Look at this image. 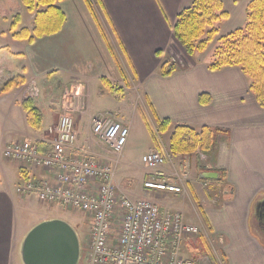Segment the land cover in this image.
<instances>
[{"label":"crops","instance_id":"crops-1","mask_svg":"<svg viewBox=\"0 0 264 264\" xmlns=\"http://www.w3.org/2000/svg\"><path fill=\"white\" fill-rule=\"evenodd\" d=\"M195 1L88 0V4L85 0H64L57 3L66 15L62 30L30 43L14 35L22 28L33 30L36 12L28 11L20 0H0V129H5L0 150L2 153L7 145L23 140L41 144L44 151L53 149L57 139L53 129L66 109L54 106L55 87L51 88V99L47 96L49 90H43L50 102L49 126L45 127L43 119L38 128L32 127L23 103L31 98L41 111L39 94L32 95L33 85H46L54 79L58 87H66L64 98L67 100L68 94V102L73 101L74 106L68 109L77 114V129L81 127V107L90 95L89 83L105 89V80L114 90L116 86L121 90L111 93L120 98L121 104L135 98L132 120L126 117L128 111L119 110L116 114V120L124 119L129 129L134 123L139 129H144L143 125L151 129V121L159 129L160 121L167 120L171 123L165 133L169 139L177 126L226 131L217 135L214 156L208 157L214 169L207 168L194 154L183 159L180 174L188 172L187 185L198 206L199 220L205 218L206 238L214 239L220 257L227 264H264V241L256 232L254 216L257 201L264 197V108L240 68L211 70L212 58L189 57L175 39L173 27L178 15ZM252 1L222 0L228 18L216 24L218 37L247 25ZM17 16L19 22L12 29ZM166 58L179 66L169 77L160 74ZM202 95L209 96L210 102L204 104ZM93 118L90 116L91 129ZM79 134L78 153L93 154V146L101 147V141L85 140ZM94 155L100 157L101 151ZM18 166L14 184L9 180L7 185L0 182V264H24L22 245L27 234L36 225L56 218L42 216L34 227L32 223L19 222L18 213L25 211L26 201L36 197L19 195L18 187L29 180L38 181L43 187L54 183L57 174L34 165ZM118 174L119 183L120 176L127 179L123 177L126 193L130 194L139 182L141 187L136 191L149 192L134 167ZM206 174H216L217 178L208 179ZM129 178L134 180L133 185L128 183ZM45 206L50 212L55 207ZM185 220L198 225L186 215Z\"/></svg>","mask_w":264,"mask_h":264},{"label":"built area","instance_id":"built-area-1","mask_svg":"<svg viewBox=\"0 0 264 264\" xmlns=\"http://www.w3.org/2000/svg\"><path fill=\"white\" fill-rule=\"evenodd\" d=\"M92 124L93 137L121 156L130 129L103 115L93 119ZM57 131L58 137L50 151H43L37 143L24 141L7 145L2 154L7 159L57 174L54 183L43 187L33 181L24 183L17 189L19 195L36 196L41 203L62 205L90 217L89 240L80 264H195L184 256V246L187 240L201 234L198 225L187 223L181 212L162 211L151 199L119 197L116 165L79 156L80 134L73 116L62 115ZM165 150L158 147L143 157L144 168L151 174L144 188L179 194L182 187L173 185L172 180L175 176L186 180L187 173L173 174L166 169L167 158L173 161ZM200 156L207 168L214 169L207 156ZM118 208L121 224L115 237L114 218ZM217 264L227 263L219 256Z\"/></svg>","mask_w":264,"mask_h":264},{"label":"rangeland","instance_id":"rangeland-1","mask_svg":"<svg viewBox=\"0 0 264 264\" xmlns=\"http://www.w3.org/2000/svg\"><path fill=\"white\" fill-rule=\"evenodd\" d=\"M20 2H22V0H20ZM23 6L26 7L24 5V3L22 2ZM28 9V7L26 8ZM41 9L38 8L36 10V12ZM42 10V9H41ZM29 11V10H28ZM17 18V19H16ZM16 18H14V23L13 25H15V28L17 26V22H19V16H17ZM34 25H35V21H34ZM24 30H28L27 28H22L19 32H17L16 34H20L22 31ZM222 37H216L212 43L210 44L208 50L206 53L204 54H200L197 53L195 54V57H209L212 58L211 60H213L214 58V54L216 52V49L219 48V46L221 45L220 39ZM170 59L172 63H175L171 58H166L165 60ZM164 60V61H165ZM121 73V71H120ZM18 80V79H17ZM57 80H51V82L49 84L46 83H39L38 85H33L34 91L32 95H38L37 100L40 101V104L42 105V114L44 115L43 119L45 122V127L49 126L51 123V117L48 115V112L50 110V102L48 101V99H51V97L49 95H51V88L55 89V94H56V101L54 106L58 107L60 106V108L62 109V111L64 110L63 106L66 107L65 109V114H71L74 119L75 118V113L70 112V110L68 109V107H73L74 105L72 104L73 101L68 102V97L69 95L67 94V100L64 98V91L65 90V86L63 87H58L57 85ZM117 89L118 86H116ZM39 89V90H38ZM44 89H48L49 91L47 92V96L48 99H45V95L43 90ZM89 90H90V95H88V102L87 104L85 103L83 107H81V113L80 114L82 116V119L80 121V129H77L79 131V133L81 132L82 135V139H93L94 141H97L96 138H93L92 134H91V122H90V116L91 117H98V116H109L111 117L114 121H118L116 120V118H118V116L116 115L119 110H123L128 111V114L126 115V117H128V119L132 120L133 117V108L135 107L134 105V100H131L130 102H127L126 100H124L125 102H122L121 104V100L120 98H117L116 96L112 95L111 92L108 88L104 89V92L101 93V88L97 89L96 85H94L92 82L89 83ZM120 90V89H119ZM121 91V90H120ZM119 91V92H120ZM40 92V93H39ZM71 93V87L69 86V94ZM34 97V96H32ZM29 99V98H28ZM67 112V113H66ZM69 112V113H68ZM86 112V113H84ZM123 112V113H124ZM63 113V112H62ZM127 113V112H125ZM121 115V114H120ZM122 116V115H121ZM77 117V114H76ZM93 118V119H95ZM142 117L140 116V119ZM123 121H125L124 119H121L120 122L122 125H124L125 127L127 124H125ZM143 121V118H142ZM43 122V121H42ZM76 125V124H75ZM93 126V124H92ZM150 126L151 129H146L145 125H143L144 129H139L138 125H136L134 123L132 129H130V134L128 137V142L127 145L124 149L123 154L119 157L116 154V152H114L113 150H111L109 147H107V145L105 146V143H100L99 145H101V147L99 146H93L95 148L94 149V153L97 152V150H99V153L101 151V156H97L90 153H85V154H79V156H86L87 158H92L94 160H96L97 162L101 163V164H106L108 163L107 158H111L115 163L116 167H117V178L118 179V172L123 173V170H125L128 167H134L136 169V173H138L137 177L138 179H140L141 183L144 185L145 182H147L150 178H151V174H149V172L144 168L142 159L145 153H147L148 151L154 150L155 147L156 149L158 147H163L164 149H166L165 151L170 153V159L173 161L172 163L170 162L169 158L168 162H167V168L169 169V171L173 174L179 173L181 171H183L181 169V164L183 159L185 158H181V157H176L171 153V149H170V139H169V134H165L159 131L157 125L155 124V122L151 121L150 122ZM147 127V126H146ZM77 128V126H76ZM129 128V127H128ZM5 129H0V137L3 135ZM56 130V134L58 137V131L57 128L53 129V132L55 133ZM55 138V137H54ZM17 142H24L23 141H17ZM32 142V141H30ZM37 143V142H34ZM163 143V144H162ZM39 144V143H37ZM41 147V146H40ZM92 149V151H93ZM43 150V149H42ZM106 150H109L111 153L109 155H107L105 153ZM44 151V150H43ZM196 156L198 157L199 161H201V156L200 155H204L207 156L206 154H204L201 151H198L195 153ZM194 155V154H192ZM189 155V156H192ZM188 157V156H187ZM208 157V156H207ZM210 159V158H209ZM13 161V160H12ZM16 162V163H15ZM15 162H10L9 159L5 158L0 150V182L2 184L7 185L8 184V180L10 182H15V180H17V176H18V172H19V162L15 161ZM129 165V166H128ZM37 167V166H35ZM40 168V167H37ZM187 170V169H186ZM182 173V172H181ZM184 174V173H183ZM188 175V172H187ZM123 177L124 176H120V183L119 181H115L116 186L119 190V197H122V195H125L127 197L133 198V199H138V198H148L151 199L152 201H154L155 203H157L162 211H170V212H182V214L190 218H192L191 221H194L196 224H198V226L201 228V234L198 237L189 239L186 241L185 246H184V256L188 259L193 260L196 263V258L198 256L202 257V255H204V253H206V251H210V253L212 254V256L214 257L215 260V264H217V257H219V253L217 252V248L215 246L214 243V239H208V237L206 238V233L208 232V229L206 228L205 225V218L204 221L200 219V217L198 216L197 212L198 211V206H196L194 204L195 199L193 198V195L191 193L190 188L187 185V180H184L181 182L180 180H178L177 176H175V179L172 180V184L173 185H177L182 187V192L179 194H169V193H165V192H157V191H149L147 193H142L139 194L137 190L140 189L141 185L139 183H137L136 188H132V192L130 194L126 193L123 189V186L125 184V182L123 181ZM183 178V177H182ZM125 179V177H124ZM127 181V179H125ZM29 181H33V180H29ZM28 182V181H26ZM24 182V183H26ZM39 184L38 181H33ZM128 183H132V185L135 183L134 180L129 181ZM135 189V191H133ZM134 192V193H133ZM125 193V194H124ZM180 197V198H179ZM43 204V206H42ZM46 205V204H45ZM44 205V203L39 202V200L37 198H32L31 200L28 199L26 201V209L23 212L18 213V220L19 222H24L26 224L28 223H32L33 227L35 226V224H37L36 222L38 220H40L42 218V216H48L47 218H51L53 216H55L56 218L53 219H48V220H54V219H60V220H64L67 223H69L70 225H72L74 227V229L76 230V232L78 233L80 240H81V244L83 246L82 249V257L81 259H83V257H85L86 254V244L89 240V235L88 233L90 232V217L86 214L83 213L82 211L79 210H73V209H69L66 207H63L61 205H56L54 208H51L52 211L50 212L46 206ZM50 207H53L52 205H47ZM191 215V216H190ZM200 215V214H199ZM121 224V209L118 208L115 214V218H114V229H113V233L115 235V237L118 235L119 232V227ZM203 240V241H202ZM207 246V247H206ZM81 262V261H80Z\"/></svg>","mask_w":264,"mask_h":264},{"label":"trees","instance_id":"trees-1","mask_svg":"<svg viewBox=\"0 0 264 264\" xmlns=\"http://www.w3.org/2000/svg\"><path fill=\"white\" fill-rule=\"evenodd\" d=\"M64 0H22L30 12H36L35 25L32 31L24 30L14 37L18 40H29L30 43L46 36L60 32L66 22V15L57 5ZM88 3V0H85ZM89 4V3H88ZM247 25L235 32L223 36L221 45L216 49L214 58L209 68L221 70L226 67H237L250 80V90L258 104L264 108V0H253L247 10ZM228 18L222 0H196L192 6L184 9L177 17L173 27L175 39L182 45L189 57L195 54H204L212 41L218 36L216 24ZM17 19V18H16ZM15 29V25H12ZM161 56V53L158 52ZM179 69L176 63L170 59L165 60L160 68V74L169 77ZM109 92L115 93L109 84ZM104 88H101V93ZM204 104L210 102V97L202 95ZM28 113L29 123L38 128L43 121L42 114L31 98L23 103ZM171 123L167 120L160 121L159 131L166 133ZM226 131L203 128L200 131L190 126H177L170 138V151L176 157L185 158L198 151L208 157H213L216 150V137ZM42 146L41 144H39ZM200 177L203 173L200 172ZM220 181L222 178L219 179ZM203 241V240H202ZM207 247V246H206ZM210 251H206L202 257L196 258L195 264H215Z\"/></svg>","mask_w":264,"mask_h":264},{"label":"water","instance_id":"water-1","mask_svg":"<svg viewBox=\"0 0 264 264\" xmlns=\"http://www.w3.org/2000/svg\"><path fill=\"white\" fill-rule=\"evenodd\" d=\"M216 179V174H206ZM81 240L72 225L54 219L36 225L27 234L22 245L24 264H79Z\"/></svg>","mask_w":264,"mask_h":264},{"label":"flooded vegetation","instance_id":"flooded-vegetation-1","mask_svg":"<svg viewBox=\"0 0 264 264\" xmlns=\"http://www.w3.org/2000/svg\"><path fill=\"white\" fill-rule=\"evenodd\" d=\"M256 219V232L264 241V197L257 201L254 209Z\"/></svg>","mask_w":264,"mask_h":264},{"label":"bare ground","instance_id":"bare-ground-1","mask_svg":"<svg viewBox=\"0 0 264 264\" xmlns=\"http://www.w3.org/2000/svg\"><path fill=\"white\" fill-rule=\"evenodd\" d=\"M69 113V112H68ZM76 116V115H75ZM119 191V190H118ZM125 194V193H124ZM119 195H120V193H119ZM126 195V194H125ZM123 196V195H122Z\"/></svg>","mask_w":264,"mask_h":264}]
</instances>
